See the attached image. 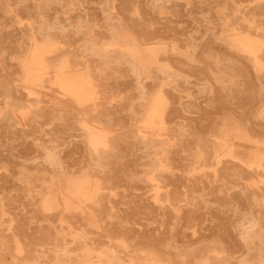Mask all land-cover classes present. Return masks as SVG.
<instances>
[{
    "label": "rangeland",
    "instance_id": "1",
    "mask_svg": "<svg viewBox=\"0 0 264 264\" xmlns=\"http://www.w3.org/2000/svg\"><path fill=\"white\" fill-rule=\"evenodd\" d=\"M262 40L264 0H0V264H264Z\"/></svg>",
    "mask_w": 264,
    "mask_h": 264
},
{
    "label": "bare ground",
    "instance_id": "2",
    "mask_svg": "<svg viewBox=\"0 0 264 264\" xmlns=\"http://www.w3.org/2000/svg\"><path fill=\"white\" fill-rule=\"evenodd\" d=\"M46 1V0H45ZM51 3H52V1H51ZM46 4H48V3H46ZM29 25V24H28ZM31 27V26H30ZM248 28V27H247ZM30 29V28H29ZM37 29H38V27H37ZM42 28H40V30H41ZM236 29V28H235ZM238 29V28H237ZM39 30V31H40ZM29 31V30H28ZM32 31V30H31ZM47 31V30H46ZM46 31H45V33H46ZM237 31V30H236ZM239 32V31H238ZM238 32H235V33H238ZM244 32V31H243ZM251 32V31H250ZM34 34V33H33ZM254 35V34H253ZM252 35V36H253ZM33 36H35V35H33ZM250 36H251V34H250ZM32 37V36H31ZM254 37H255V35H254ZM36 38V37H35ZM43 38V37H42ZM239 37H237L236 39L237 40H239L238 39ZM252 38V37H251ZM30 39H32V38H30ZM41 39V38H40ZM112 39H113V37H112ZM36 40V39H35ZM113 40H115V39H113ZM242 41H243V39H241ZM257 40V39H256ZM33 41H34V39H33ZM138 41V40H137ZM143 41V40H142ZM233 41V40H232ZM262 41H264V40H262ZM37 42V41H36ZM115 42V41H114ZM113 41H112V45H113V43H114ZM144 42V41H143ZM151 42H153V41H151ZM55 43V42H54ZM57 43V42H56ZM128 43V42H127ZM130 43V42H129ZM150 43V42H149ZM131 44V43H130ZM139 44V43H138ZM52 46H53V44H51ZM119 45H122V44H120V42H119ZM50 46V45H49ZM111 46V45H110ZM48 47V46H47ZM46 47V51H48V49L50 48H47ZM57 47V46H56ZM120 47V46H119ZM128 47V46H127ZM53 48L55 49V46H53ZM52 49V48H51ZM91 49V48H90ZM94 49H92V51H93ZM114 50V49H113ZM118 50V49H117ZM60 51V50H59ZM89 51H91V50H89ZM116 51V50H115ZM246 51V50H245ZM249 51V50H248ZM119 52V51H118ZM121 52V51H120ZM120 52H119V54H120ZM49 53L50 52H48V55H49ZM239 53V52H238ZM50 54H52V53H50ZM58 54H61L60 52L58 53ZM123 54V53H122ZM121 54V55H122ZM124 54H126V53H124ZM124 54H123V56H124ZM240 54V53H239ZM249 54H252V55H254L253 54V51H251ZM57 55V54H56ZM129 55V54H128ZM53 56V55H52ZM51 56V57H52ZM104 56V58L106 57V54L105 55H103ZM247 57H248V55H246ZM48 57H50V56H48ZM127 57V56H126ZM47 58V57H46ZM60 58H61V56H60ZM102 58V57H101ZM109 58V57H108ZM107 58V59H108ZM159 58V57H158ZM254 58V57H253ZM248 59V58H247ZM59 60V59H58ZM117 60V59H116ZM130 60H132V59H130ZM250 60V59H249ZM50 61V60H49ZM252 61H254L253 59L251 60V62ZM70 62V61H69ZM256 62V61H255ZM50 63V62H49ZM105 63V66L104 67H107L108 66V64H106V62H105V60H104V62H103V64ZM253 63V62H252ZM258 63L259 62H257V65H258ZM261 63V62H260ZM102 64V65H103ZM135 64V63H134ZM255 64V63H254ZM48 65H50V64H48ZM53 65V64H52ZM69 65H71V64H69ZM56 66H57V64H56ZM66 66H67V63H66ZM87 66V65H86ZM137 66V65H136ZM259 66V65H258ZM52 67V66H51ZM50 67V68H51ZM73 67V66H72ZM71 67V68H72ZM75 69V68H74ZM157 69H160V68H157ZM84 70V69H83ZM70 71V70H69ZM68 71V72H69ZM161 71V70H160ZM74 72V71H73ZM71 73V71H70V73L71 74H76V73ZM80 72H82V71H80ZM87 72V71H86ZM86 72H85V70H84V73L86 74ZM165 72V71H164ZM40 73V72H39ZM167 73H169V72H167ZM166 73V74H167ZM78 74H80V73H78ZM85 74L83 75L84 77H85ZM87 74H88V72H87ZM87 74H86V76H87ZM164 74V73H163ZM29 76H31V74L29 75ZM28 76V77H29ZM140 76V75H139ZM164 76V75H163ZM170 76H171V73L169 74V78H170ZM80 77V76H79ZM90 77H91V74H90ZM143 77V76H142ZM141 77V78H142ZM50 78H51V76H50ZM53 78V77H52ZM164 78V77H163ZM45 79V78H44ZM31 80V79H30ZM33 80H35V79H33ZM33 80L31 81V82H33ZM46 80V79H45ZM93 80V79H92ZM163 80V79H162ZM88 82H90V81H88ZM26 83V82H25ZM33 83H35V81L33 82ZM37 84H41L40 82H36ZM45 83V82H44ZM48 83V82H47ZM58 83L60 84L59 86H60V88L62 89V90H64V91H66L68 94H71V95H73V96H76L77 98L79 97V96H82V95H85V90H86V85L84 84V80L83 79H80V78H76L75 76H67V75H64V76H62L59 80H58ZM87 84V83H86ZM92 84V83H91ZM53 87H55V86H53ZM39 88V87H38ZM92 88V87H91ZM94 88V87H93ZM97 88V87H96ZM160 88V87H159ZM59 89V88H58ZM28 90V89H27ZM162 90V89H161ZM31 91V90H30ZM61 91V90H60ZM93 91V90H92ZM25 92H27V94H30V93H28V91H25ZM66 92H64V93H66ZM100 92V91H99ZM159 93V92H158ZM160 94V93H159ZM99 95V94H98ZM97 95V96H98ZM165 95V94H164ZM62 96V95H61ZM28 97H32V96H29L28 95ZM166 97V96H165ZM65 98V97H64ZM74 98V97H73ZM84 98V97H83ZM96 98H98V97H96ZM80 99V98H79ZM93 100H95V99H93ZM74 101H75V99H74ZM146 102H147V100H146ZM79 103H81L80 101H79ZM84 103V102H83ZM161 103V102H160ZM85 104H87V103H85ZM147 104V103H146ZM91 105V104H90ZM83 106V105H82ZM88 106V105H87ZM153 106H154V104H153ZM152 106V107H153ZM161 106V105H160ZM91 107V106H90ZM163 107V106H162ZM94 108H95V106H94ZM80 109V108H79ZM88 109V108H87ZM152 109V108H151ZM162 109V108H161ZM164 109V108H163ZM29 110V109H28ZM89 110H92V109H89ZM88 111V110H87ZM86 112V111H85ZM90 112L91 111H89V112H87V113H85V114H90ZM143 112V111H142ZM153 113H154V111H152ZM152 113V114H153ZM162 113H163V110H162ZM150 114H151V112H150ZM152 114H151V116L149 117L150 119H151V117H152ZM156 114H159V112L158 113H156ZM161 114V113H160ZM92 115H93V113H92ZM162 115V114H161ZM90 116V115H89ZM86 117V116H85ZM84 117V118H85ZM161 117V116H160ZM94 118V117H93ZM154 118V117H153ZM165 118V117H164ZM81 119V118H80ZM96 120H94V121H98L97 120V117L95 118ZM90 120V119H89ZM153 120V119H152ZM151 120V121H152ZM158 120V119H157ZM79 121H81V120H79ZM87 121H88V118H87ZM154 121H156L155 119L152 121V122H148V123H153ZM85 122H86V120H85ZM90 122H93L92 121V117H91V121ZM100 122V121H99ZM146 122V121H145ZM158 122H160V124L162 123V121H158ZM164 122V121H163ZM95 123V122H94ZM154 123H156V122H154ZM82 124V123H81ZM87 124V123H86ZM93 124V123H92ZM140 124V123H139ZM149 124V125H150ZM157 124H159V123H157ZM165 124V123H164ZM169 124V123H168ZM80 125V124H79ZM96 125H97V123H96ZM155 126H156V124H154ZM153 125V126H154ZM162 125V124H161ZM90 126V125H89ZM100 126V125H99ZM142 126H144V125H142ZM151 126V125H150ZM152 126V127H153ZM160 126V125H159ZM158 126V127H159ZM102 127H103V125H102ZM101 127V128H102ZM146 127H148V124H147V126ZM157 127V128H158ZM167 127V126H166ZM242 127V126H241ZM93 128V127H92ZM157 128H156V130H157ZM162 128H164L163 126H162ZM161 128V129H162ZM244 128V127H243ZM149 129H151L150 127H149ZM155 129V128H154ZM167 129H168V127H167ZM101 130V129H100ZM164 130H166V129H164ZM243 130V129H242ZM247 130V129H246ZM106 131H107V129H106ZM105 131V133H107ZM163 131V130H162ZM99 132H101V131H99ZM137 132V131H136ZM159 132V131H158ZM247 132V131H246ZM87 133V132H86ZM85 133V134H86ZM142 133V132H141ZM167 133V132H166ZM108 134V133H107ZM139 134V133H138ZM249 134V133H248ZM111 135V134H110ZM87 136V135H86ZM144 136H145V134H144ZM250 136V135H249ZM89 138H90V144H92L93 146H99V145H101V143L103 142V137H102V135L100 134V133H98V132H95V131H91L90 133H89V136H88ZM150 137V136H149ZM148 137V138H149ZM157 137V136H156ZM160 137V136H159ZM164 137V136H163ZM166 137V136H165ZM113 138V137H112ZM148 138H147V140H148ZM151 138V137H150ZM161 138V137H160ZM232 138V137H231ZM85 139V138H84ZM110 139V138H109ZM140 139V138H139ZM159 139V138H158ZM233 139V138H232ZM86 140V139H85ZM111 140H113V139H111ZM155 140H157V139H155ZM163 140V139H162ZM141 141H142V139H141ZM145 141V140H144ZM158 141H160V140H158ZM86 142V141H85ZM149 142H151V140L149 141ZM152 142H153V140H152ZM157 142V141H156ZM142 143V142H141ZM153 143H155V142H153ZM106 144V143H105ZM110 144V143H109ZM151 144V143H150ZM87 145H88V143H87ZM90 146V145H89ZM109 146V145H108ZM104 147H106V146H104ZM90 148V147H89ZM93 149H95V148H93ZM108 149V148H107ZM110 149H111V147H110ZM110 149H109V151H110ZM99 150H100V148H99ZM102 150V149H101ZM92 151V150H91ZM90 151V152H91ZM112 151V150H111ZM98 152H100V151H98ZM105 152H106V149H105ZM105 152H104V154H105ZM113 152V151H112ZM95 153V152H94ZM214 153V152H213ZM91 154V153H90ZM102 154V153H101ZM103 154V155H104ZM94 155V154H93ZM97 155V154H96ZM107 155V154H106ZM111 155V154H110ZM214 155V154H213ZM100 156V155H99ZM94 157H96V156H94ZM222 157V156H221ZM220 157V158H221ZM50 158V157H49ZM98 158V157H97ZM100 158H101V156H100ZM108 158H110V157H108ZM219 158V157H218ZM99 159V158H98ZM107 159V158H106ZM222 159V158H221ZM102 159H100V161H101ZM104 160H105V158H104ZM97 162V161H96ZM238 163V162H237ZM51 164V163H50ZM234 165V164H233ZM262 166H264V164H262ZM258 167V166H257ZM234 168V167H233ZM237 168V167H236ZM252 169H254V168H252ZM238 170V169H237ZM247 170V169H246ZM255 170V169H254ZM253 170V171H254ZM261 170H264V169H262L261 168ZM235 171H236V169H235ZM243 172V171H242ZM251 172V171H250ZM250 172H246V174H249ZM255 172V171H254ZM254 172H251V173H254ZM235 174H237L236 172H235ZM241 173H239V175H240ZM154 180V179H153ZM86 180H84V182H85ZM81 184L83 183V182H80ZM87 183V182H86ZM85 183V184H86ZM152 184V183H151ZM154 184H156L155 183V180H154ZM83 185V184H82ZM82 185H79L81 188H82V190H83V187H82ZM89 186H90V183H89ZM65 187V186H64ZM62 189V188H61ZM79 189V188H78ZM101 190H103V189H101ZM81 191V190H80ZM66 192V191H65ZM77 192H79L78 190H77ZM91 192V191H90ZM67 193V192H66ZM69 193V192H68ZM71 193V192H70ZM74 193V192H73ZM76 194V193H75ZM99 195H101V194H99ZM167 196V195H166ZM72 198H73V196H72ZM99 198H100V196H99ZM98 198V199H99ZM169 199V197L167 198V199H165V200H168ZM87 201V200H86ZM52 202V201H51ZM168 202H169V200H168ZM57 204V203H56ZM81 204V203H80ZM89 205V204H88ZM94 208V207H93ZM88 209H90V208H88ZM175 209V208H174ZM251 220V219H250ZM249 220V221H250ZM248 221V222H249ZM254 221V220H253ZM253 221H250L251 223L253 222ZM88 222V221H87ZM253 224H254V222H253ZM254 228H255V226H254ZM252 230H253V228H251ZM248 230V229H247ZM251 231V230H250ZM243 233V232H242ZM244 234V233H243ZM246 234H248V233H246ZM254 234H256V233H254ZM253 234V235H254ZM252 235V234H251ZM248 236V235H247ZM250 236V235H249ZM246 237V236H245ZM245 237H244V241H245ZM251 237H253V236H251ZM255 237L256 236H254V239H255ZM249 238V237H248ZM253 240V238H251V241ZM248 242V241H247ZM218 244H220L219 242H217ZM216 243V244H217ZM249 243V242H248ZM215 244V245H216ZM218 246V245H217ZM214 248H215V246H213ZM220 248H221V246H220ZM213 249V248H212ZM219 248L217 247V250H218ZM223 249V248H222ZM220 251V250H219ZM224 251V250H223ZM206 253H207V251H206ZM106 254V253H105ZM155 255V254H154ZM158 256V255H157ZM104 258V257H103ZM159 258H161V257H159ZM90 259V258H89ZM105 259V258H104ZM106 259H108V258H106ZM113 259V258H112ZM163 259V258H162ZM162 259H160V260H162ZM165 259V258H164ZM96 261V260H95ZM104 261V260H103ZM110 261H112V260H110ZM109 261V262H110ZM118 261V260H117ZM107 262V261H106ZM113 262H115V261H113ZM261 262V261H260ZM100 263V262H99ZM103 263V262H102ZM86 264H88V262L86 263ZM103 264H106L105 262L103 263ZM115 264V263H114ZM133 264V263H132ZM166 264H167V262H166ZM183 264V263H182ZM260 264H262V262L260 263Z\"/></svg>",
    "mask_w": 264,
    "mask_h": 264
}]
</instances>
